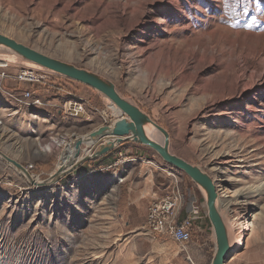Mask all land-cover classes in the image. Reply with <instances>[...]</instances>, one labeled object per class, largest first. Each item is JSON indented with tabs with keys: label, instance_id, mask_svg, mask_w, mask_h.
Instances as JSON below:
<instances>
[{
	"label": "rangeland",
	"instance_id": "rangeland-1",
	"mask_svg": "<svg viewBox=\"0 0 264 264\" xmlns=\"http://www.w3.org/2000/svg\"><path fill=\"white\" fill-rule=\"evenodd\" d=\"M0 34L114 84L168 133L174 155L211 177L234 225L229 240L242 238L225 264H264V0H0ZM28 67L37 66L0 48V154L28 175L0 156V264H212L202 190L145 146L128 143L48 188L34 184L69 148L56 138L69 144L120 116L98 92L53 73L17 83ZM243 74L251 80L237 85ZM27 88L40 105L20 104ZM74 100L88 103L85 114L63 118ZM174 182L179 218L193 206L202 217L184 248L144 227L149 204ZM240 189H252L244 208L228 194Z\"/></svg>",
	"mask_w": 264,
	"mask_h": 264
},
{
	"label": "water",
	"instance_id": "water-1",
	"mask_svg": "<svg viewBox=\"0 0 264 264\" xmlns=\"http://www.w3.org/2000/svg\"><path fill=\"white\" fill-rule=\"evenodd\" d=\"M0 46L7 48L15 54V56L37 66V68L82 84L98 92L109 101L111 106L117 109L120 115V119L114 121L112 125L106 124L99 127L88 135L79 137L68 144L73 150L71 164L65 171L54 176L53 183L71 174L82 164L89 161H96L108 155L122 144L133 143L145 146L154 151L168 166L185 174L202 190L205 199L207 219L213 229L216 244V251L212 264L226 263V259L229 257L231 251V246L229 244L225 223L217 205L218 195L215 184L211 177L200 168L189 164L171 152L169 148V135L163 128L155 124L150 117L142 112L135 104L123 98L116 90L114 84L97 74L50 58L1 34ZM147 125L152 126V128L161 135L160 140H155L147 136L144 129ZM85 142H89L92 148L89 150L88 155L81 157L82 146L85 145ZM0 156L8 163L12 164L16 169L20 170V174L24 172L27 175L22 166L1 154Z\"/></svg>",
	"mask_w": 264,
	"mask_h": 264
},
{
	"label": "built area",
	"instance_id": "built-area-1",
	"mask_svg": "<svg viewBox=\"0 0 264 264\" xmlns=\"http://www.w3.org/2000/svg\"><path fill=\"white\" fill-rule=\"evenodd\" d=\"M48 76V72L43 69L28 67L20 70L13 79L19 84L34 85L44 82ZM2 77L4 78V75ZM21 96V104L40 105L38 94L31 91L30 88L24 90ZM87 104L86 101L82 100L70 101L61 107L59 113L65 119H76L85 114ZM110 122L111 120H106L105 124ZM55 140H58V144L63 147L68 145L66 139L56 138ZM183 198L179 186L174 182L170 192L165 197L149 204L144 226L151 235L167 237L182 248L191 241L192 226L202 219L198 206L191 207L185 218H179L178 210Z\"/></svg>",
	"mask_w": 264,
	"mask_h": 264
},
{
	"label": "bare ground",
	"instance_id": "bare-ground-1",
	"mask_svg": "<svg viewBox=\"0 0 264 264\" xmlns=\"http://www.w3.org/2000/svg\"><path fill=\"white\" fill-rule=\"evenodd\" d=\"M0 48H2V46H0ZM249 79L251 80V77H247L245 74H243L242 76H240V77H238L236 79V84L237 85L242 84L246 80L249 81ZM259 80H263V79L261 78ZM247 85H249V84L247 83ZM246 88H247V86H246ZM113 108L117 111V109L115 107H113ZM117 113H118V111H117ZM148 126H150V125H147L144 128L145 129V133L147 134V136H149V137H151L153 139H155V137H157L160 140L161 139V135L156 130H154L152 128V126H150L152 129L149 130L147 128ZM84 144L85 145L82 146V150H81V157L84 156V155H88L89 154V150L92 148V145H90L89 142H85ZM67 146H69V145H67ZM72 156H73V150L69 146V148L67 147L63 151L62 156L59 158V162H58L59 168L54 172V174L51 175L48 180L43 181V182L37 181V182H34V184L36 186L44 185L45 188L50 187L53 184L54 176L62 173L63 171H65L69 167V165L71 164V158H72ZM215 171H216V169H215ZM257 189H260V188H257ZM251 191H252V189H249V190L248 189H246V190L245 189L244 190L240 189L239 191H236L233 194L230 193V192H228V194H231L230 195L231 198L232 197L233 198H237L236 204H237V206H239V208H244L247 205L248 199H249V197L251 195ZM228 196H226V197H228ZM233 226L234 225H232V224L231 225L230 224H225V227H226V230H227L228 235L231 234V231L233 229ZM228 238H229V236H228ZM241 240H242V238H241V235H240L238 237V240L237 239H234L232 241L229 240V244H230L231 247L240 248V247H242ZM232 260H233V256L230 257L229 263Z\"/></svg>",
	"mask_w": 264,
	"mask_h": 264
},
{
	"label": "crops",
	"instance_id": "crops-1",
	"mask_svg": "<svg viewBox=\"0 0 264 264\" xmlns=\"http://www.w3.org/2000/svg\"><path fill=\"white\" fill-rule=\"evenodd\" d=\"M22 93V92H21ZM20 103V102H19ZM21 104V103H20ZM29 106H32V105H29ZM123 145V144H122ZM122 145H120L119 147H122ZM125 146V145H124ZM118 148V147H117ZM113 153H115V151H113L110 155H108V156H104V157H102V158H99V159H97L98 161H104V160H107V159H109V158H111L112 157V155H113ZM96 160V161H97ZM159 191H160V189H158L157 191H156V193H154L153 194V198H155V197H159V196H161L160 194H159ZM149 198V197H148ZM151 198V197H150Z\"/></svg>",
	"mask_w": 264,
	"mask_h": 264
},
{
	"label": "trees",
	"instance_id": "trees-1",
	"mask_svg": "<svg viewBox=\"0 0 264 264\" xmlns=\"http://www.w3.org/2000/svg\"><path fill=\"white\" fill-rule=\"evenodd\" d=\"M126 144H128V143H125V144H123L122 146H124V145H126ZM115 150H116V149H115ZM115 150H114V151H115ZM112 152H113V151H112ZM112 152H111V153H112ZM111 153H109L108 155H110ZM108 155H106V156H108ZM205 214H206V213H205Z\"/></svg>",
	"mask_w": 264,
	"mask_h": 264
}]
</instances>
